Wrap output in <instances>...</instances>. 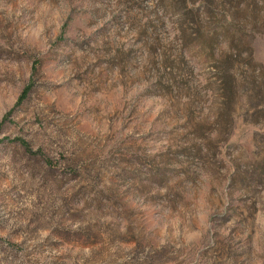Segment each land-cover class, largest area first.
<instances>
[{
  "label": "rangeland",
  "instance_id": "rangeland-1",
  "mask_svg": "<svg viewBox=\"0 0 264 264\" xmlns=\"http://www.w3.org/2000/svg\"><path fill=\"white\" fill-rule=\"evenodd\" d=\"M0 123V264H264V0H0Z\"/></svg>",
  "mask_w": 264,
  "mask_h": 264
},
{
  "label": "trees",
  "instance_id": "trees-1",
  "mask_svg": "<svg viewBox=\"0 0 264 264\" xmlns=\"http://www.w3.org/2000/svg\"><path fill=\"white\" fill-rule=\"evenodd\" d=\"M36 69V64L33 65L32 70L34 71ZM230 79V80H228ZM223 86L224 89L227 91H231L232 93H234L233 89L235 87L234 83H233V75L230 71V68L228 69V73L227 76L225 78H223ZM32 85H27L24 90L22 91L21 95L18 97V100L16 102V104H20L21 102H23L25 100V98L27 97L28 93L31 90ZM1 124V123H0ZM13 140L18 141L26 150L30 151V152H34L35 154H38L40 151H32L28 145V142L22 138H15ZM47 163H50L49 160H46Z\"/></svg>",
  "mask_w": 264,
  "mask_h": 264
}]
</instances>
